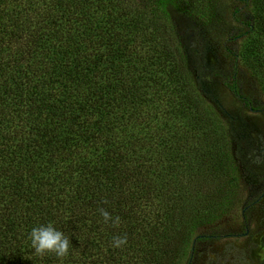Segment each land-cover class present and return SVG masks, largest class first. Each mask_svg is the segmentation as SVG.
<instances>
[{
	"label": "trees",
	"instance_id": "trees-1",
	"mask_svg": "<svg viewBox=\"0 0 264 264\" xmlns=\"http://www.w3.org/2000/svg\"><path fill=\"white\" fill-rule=\"evenodd\" d=\"M232 1L229 66L210 77L264 114V0ZM212 15L211 0H0V264H188L214 237L191 234L241 182L190 65L188 31ZM252 205L264 214V185L244 224ZM48 223L70 238L63 260L31 246Z\"/></svg>",
	"mask_w": 264,
	"mask_h": 264
},
{
	"label": "rangeland",
	"instance_id": "rangeland-1",
	"mask_svg": "<svg viewBox=\"0 0 264 264\" xmlns=\"http://www.w3.org/2000/svg\"><path fill=\"white\" fill-rule=\"evenodd\" d=\"M211 3V23L197 26L196 34L188 31L186 39L193 53L190 65L198 63L201 76L197 82L198 90L204 103L210 107L208 112L216 114L217 121H221L225 129L224 138L219 142L228 145L227 151L234 160L241 187L226 213L208 223H201L191 234V238L201 234L214 237L195 244L188 264H261L260 232L264 228V214L257 205H252L244 224L240 213L264 185V114L243 109L217 78L210 77L212 71L228 68L229 60L223 53L222 42L238 31L230 15L234 2L211 0ZM239 44L229 45L237 49ZM250 74L248 67L240 69V89L253 100L261 101Z\"/></svg>",
	"mask_w": 264,
	"mask_h": 264
},
{
	"label": "clouds",
	"instance_id": "clouds-1",
	"mask_svg": "<svg viewBox=\"0 0 264 264\" xmlns=\"http://www.w3.org/2000/svg\"><path fill=\"white\" fill-rule=\"evenodd\" d=\"M100 213L103 216L105 223L112 221L114 225H119V216L113 219L111 214L104 209H100ZM29 238L31 240V246L39 256H43L46 253H53L63 260L69 254V248L71 245L70 238L62 231L57 230L52 223H48L46 226L41 225L39 227H34L30 232ZM126 243V236L113 238L114 247H121Z\"/></svg>",
	"mask_w": 264,
	"mask_h": 264
},
{
	"label": "water",
	"instance_id": "water-1",
	"mask_svg": "<svg viewBox=\"0 0 264 264\" xmlns=\"http://www.w3.org/2000/svg\"><path fill=\"white\" fill-rule=\"evenodd\" d=\"M262 233H263V231L260 233V236H261Z\"/></svg>",
	"mask_w": 264,
	"mask_h": 264
}]
</instances>
